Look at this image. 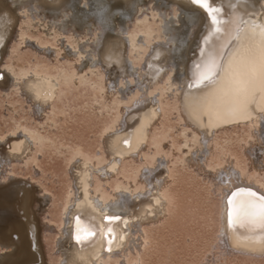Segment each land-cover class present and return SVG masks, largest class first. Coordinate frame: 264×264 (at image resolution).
<instances>
[{"label": "bare ground", "instance_id": "obj_1", "mask_svg": "<svg viewBox=\"0 0 264 264\" xmlns=\"http://www.w3.org/2000/svg\"><path fill=\"white\" fill-rule=\"evenodd\" d=\"M210 3L218 24L193 0H0V89L12 84L30 111L43 117L54 113L65 86L92 81L101 99L97 104L116 109L100 132L99 153L89 156L78 148L67 159L68 195L57 223L44 217L50 195L12 169L36 164L44 136L22 124L0 133V264H47L42 243L47 230L58 233L57 264H107L115 257L116 264H141L147 232L173 213L169 185L179 158L182 166L208 178L217 196V259L264 258V225L250 222L264 216V208L247 206L261 200L241 195L264 196V96L257 93L246 113L231 115L232 84L225 81L216 100L221 114L210 118L200 101L216 85L195 83L203 66L236 35L239 43L224 67L238 53L247 60L258 57L264 0ZM143 11L150 15L138 19ZM131 21L137 22L133 32ZM27 45L49 62L60 52L71 60L57 67L36 56L38 64L26 66L17 59ZM171 99L175 110L171 106L168 113L178 117V140L170 130L157 133ZM231 129L245 134L243 151L223 149L211 158L219 135ZM112 217L119 219L110 222Z\"/></svg>", "mask_w": 264, "mask_h": 264}, {"label": "rangeland", "instance_id": "obj_2", "mask_svg": "<svg viewBox=\"0 0 264 264\" xmlns=\"http://www.w3.org/2000/svg\"><path fill=\"white\" fill-rule=\"evenodd\" d=\"M149 15V11H143L138 19ZM136 24L137 22L131 21L130 32H133V27L136 29ZM38 33L40 34L42 31ZM71 34L69 33L66 37ZM84 37L85 35H83ZM47 40L52 41L49 36H47ZM17 44L18 42L13 40L11 46L15 47ZM27 46L24 49H19L18 57L20 58L17 59L25 63L26 66L29 65L28 62L33 64L40 59L38 62H46L50 63L51 66L60 67L66 66L67 61L71 60L67 57H61L62 52H60L57 58L49 62L47 56H43L31 45ZM9 58H11V55L5 56L6 62L9 61ZM36 63L35 65L38 64ZM91 83L93 82L90 81L85 84L81 82L79 87H75L73 83L65 86L63 93L59 94V98L54 103V110L52 111L54 113H51L53 120L50 119L51 116L48 111L43 117L34 115L30 111L25 98L20 95L18 89L12 84L5 89H0V133H5L15 125L22 124L39 130L45 138V148L41 150V154L37 153L38 160H36V164L30 163L27 168H21V164H14L12 169H14V173L15 171L16 174L20 173L23 178H28L27 180L30 179L33 183L36 182L34 184L40 183L41 187L50 195L44 215L45 218H48V221L56 222L59 219L58 214L63 202L66 200L65 197L68 195L67 159L71 158L70 156H73L78 148H82V151L86 154L89 151L94 153L95 150L99 153L97 146L100 144L97 141H99L100 132L116 115V109L111 108L109 104H106L109 105V109H106L104 104H97L101 99ZM171 100L166 102V106L169 105L168 108L166 107L167 115L162 120V125L158 128L157 133L161 137L164 133L167 134L171 131L174 138L178 140L182 132L177 124L179 120L175 115V111L168 113V111H171V106L174 109V102ZM168 130L170 131L168 132ZM235 130H229V132L223 134L224 136L219 135L217 140L220 147L217 146L215 155L211 158L219 155L223 149L226 152L236 151L241 153L243 151L241 140L245 134L239 130L235 132ZM150 150H154L152 145ZM96 152L95 154H97ZM174 163L175 166L172 169L175 176L169 185L170 192L173 193L175 200L173 213L163 223L156 225L154 229L152 228L150 230L152 233L147 232L148 239L139 254L141 264H264V258H260L262 261L241 256H228V258L220 257L221 259H217L221 256L219 253H217V257L215 256L216 251L219 252V250H214L217 247H213L216 243V241L214 243V240L216 239L217 227V196L210 188V183H207L210 182L208 178L201 176L203 174L198 173L197 168L191 169L187 165H185L186 167L182 166L180 158ZM38 166L41 169L40 171ZM130 170L132 171V168ZM130 170L128 168V171ZM57 234L53 230H47L44 233L45 237H43L45 239H42L44 241L42 243L43 246L46 244L44 249H46L47 264H57L59 254L53 250V239ZM149 234H152L150 237L152 240L149 238ZM51 256L54 258L52 259ZM141 257L143 260H141ZM117 258H112L107 264H116Z\"/></svg>", "mask_w": 264, "mask_h": 264}, {"label": "snow or ice", "instance_id": "obj_3", "mask_svg": "<svg viewBox=\"0 0 264 264\" xmlns=\"http://www.w3.org/2000/svg\"><path fill=\"white\" fill-rule=\"evenodd\" d=\"M193 2L204 7L205 11L212 17L213 24L219 23L215 16L217 10L211 6L210 0H193ZM259 35L261 37V47L258 57L247 60L238 53L228 59L225 67H221L215 57L203 66V71L195 83L199 85L208 82L209 84L216 85L212 93L200 101L203 111L210 118L221 114L216 108V100L218 95L223 91L221 86L225 81L232 84L230 89L232 100L228 109L231 115H243L246 113L250 104L255 102L257 93L264 96V30ZM218 72L223 75L219 76L216 81H213L212 77L217 76ZM241 195L250 198L256 197V193L254 192H242ZM236 200L237 196L233 194L232 203H236ZM246 204L249 207L264 208V197H261L259 205L252 204L250 201H247ZM109 219L111 222V220H118L119 217ZM250 222L264 225V216H261L259 220H252ZM89 235H92V233H89Z\"/></svg>", "mask_w": 264, "mask_h": 264}, {"label": "water", "instance_id": "obj_4", "mask_svg": "<svg viewBox=\"0 0 264 264\" xmlns=\"http://www.w3.org/2000/svg\"><path fill=\"white\" fill-rule=\"evenodd\" d=\"M217 4V3H216ZM220 23V22H219ZM238 38V35H236L224 48L222 51H219L218 55H217V62L220 64L221 67H224L225 65V62L227 60V57L229 55V53L232 51V49L235 47V45H237L239 43V39ZM218 74H220L218 72ZM215 77V76H213ZM245 189H249V190H252L250 188H245ZM256 193V197L258 199L261 200V197H264L263 195H261L260 193L258 192H254Z\"/></svg>", "mask_w": 264, "mask_h": 264}]
</instances>
